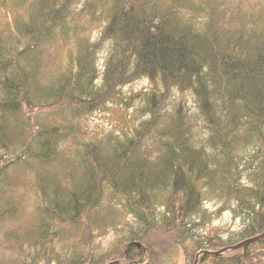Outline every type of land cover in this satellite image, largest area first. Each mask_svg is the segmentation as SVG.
Wrapping results in <instances>:
<instances>
[{
	"label": "trees",
	"instance_id": "obj_1",
	"mask_svg": "<svg viewBox=\"0 0 264 264\" xmlns=\"http://www.w3.org/2000/svg\"><path fill=\"white\" fill-rule=\"evenodd\" d=\"M79 1L31 0L11 33L0 32V231L9 250L0 264H167L157 239L181 249L184 264H264V27L224 25L217 1L199 25L188 0H104L99 37L77 35L45 77L46 46L68 38ZM142 77L155 88L130 131L80 141V120L122 103L121 86ZM174 90L190 92L197 111L182 100L169 109ZM23 183L37 196L29 220L15 193ZM207 196L241 227L200 232L212 218ZM114 210L131 222L95 253L94 232L115 227ZM78 236L86 252L53 249Z\"/></svg>",
	"mask_w": 264,
	"mask_h": 264
},
{
	"label": "rangeland",
	"instance_id": "obj_2",
	"mask_svg": "<svg viewBox=\"0 0 264 264\" xmlns=\"http://www.w3.org/2000/svg\"><path fill=\"white\" fill-rule=\"evenodd\" d=\"M31 0H3L0 3V32L11 33L14 26L15 19L25 16L27 12V6ZM217 1V10L220 12V20L224 25L238 26L245 25L247 29L253 27H264V0H188L191 5L192 17L197 15L200 20L199 25L204 23L205 12L209 9V3ZM91 7L86 6V1H79L73 6L72 16L69 18V35L68 38L57 37L47 45L45 54L50 58L47 66L45 67V77H53L58 73L60 63L67 61V56L74 52L76 47L77 35L86 36L90 42H95L99 37L100 32L105 23V17L103 15L104 0H91ZM81 9L83 11H81ZM197 9H201L202 12L197 14ZM189 10H186V14H189ZM77 29V32H76ZM103 46L99 50L98 64L101 66L105 60V57L109 51V42L102 44ZM46 56V55H45ZM156 88H160V84L156 83ZM155 86L147 78L142 77L133 80L127 84H124L120 88V95L123 99L122 103H108L104 109H99L85 118H82L79 122L80 129L83 131L80 141L90 140L95 136L105 135L109 132L122 135L128 133L131 129V125H135L137 121H133V118L139 117L137 109L142 104L143 93L149 92L154 89ZM141 93V94H140ZM139 95L138 97L136 96ZM180 100L189 107V112L193 113L197 111V106L194 102L193 96L190 92L184 94L178 93L177 90L171 92L167 107L172 109L173 106ZM126 104V105H124ZM74 143V142H72ZM73 148L72 145L66 146L67 151ZM23 185L16 189V196L22 200L25 217L23 220H29L33 216L37 203V196L29 185ZM204 207L208 212L212 213L211 220L202 226L200 232H215L221 231V233H232L241 227V220L234 215L229 208H224L218 200L208 197L204 200ZM116 213V224L113 226H106L101 229L95 230L90 245L93 246L95 253L103 252L115 243L117 237L122 235L125 229L126 221L131 218L127 215H123L120 211ZM131 222V220H130ZM221 229V230H220ZM3 228L0 231V256L3 254H9L6 242L3 239ZM80 242L78 236L57 241L54 243V250L59 254L65 253V250H87L86 245ZM157 244L164 248L168 252L167 264H184V255L181 249H173L169 242L157 239ZM172 248V249H170ZM193 249H190L192 252Z\"/></svg>",
	"mask_w": 264,
	"mask_h": 264
},
{
	"label": "water",
	"instance_id": "obj_3",
	"mask_svg": "<svg viewBox=\"0 0 264 264\" xmlns=\"http://www.w3.org/2000/svg\"><path fill=\"white\" fill-rule=\"evenodd\" d=\"M247 241H248V240L242 241L241 243H239L238 245H235V246L231 247L230 249H235V248L241 246L242 244H244V243L247 242ZM137 246L139 247V244H138ZM225 250H227V249H225ZM225 250H223V251H225ZM223 251H221V252H223ZM221 252L219 251L218 253L221 254ZM201 253H203V250H202V251H199V252L196 253V255H195V263L197 262L198 257H199V255H200ZM117 261H118V260L109 261L107 264H119Z\"/></svg>",
	"mask_w": 264,
	"mask_h": 264
}]
</instances>
